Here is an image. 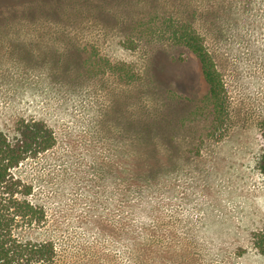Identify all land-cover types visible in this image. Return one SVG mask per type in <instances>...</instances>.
Instances as JSON below:
<instances>
[{
  "label": "rangeland",
  "instance_id": "1",
  "mask_svg": "<svg viewBox=\"0 0 264 264\" xmlns=\"http://www.w3.org/2000/svg\"><path fill=\"white\" fill-rule=\"evenodd\" d=\"M155 11L204 37L229 93L227 130L177 128L191 104L164 103L166 88L205 89L183 50L124 46ZM84 48L141 81L87 77ZM263 117L264 0H0V130L12 138L18 119H41L56 134L53 149L14 174L47 213L24 236L52 241L57 264H264L252 239L264 227ZM142 132L145 144L131 138ZM133 164L161 166L159 184L137 189Z\"/></svg>",
  "mask_w": 264,
  "mask_h": 264
},
{
  "label": "trees",
  "instance_id": "2",
  "mask_svg": "<svg viewBox=\"0 0 264 264\" xmlns=\"http://www.w3.org/2000/svg\"><path fill=\"white\" fill-rule=\"evenodd\" d=\"M54 11L59 13V9ZM149 13L154 14H150L147 21L140 17L134 22L130 34L124 40V46L127 49H134L133 45L138 40L149 44H166L183 50L187 57L196 62L205 86L204 91L197 96L180 90L176 87L178 83L166 88L164 103L172 106L191 104L179 118L177 128L206 123L211 135L218 134L217 131L221 129L227 130L230 121L229 93L223 74L214 55L207 48L204 37L197 32L190 20L185 21L172 16L159 17L156 11ZM82 50L81 73L89 78L114 76L135 84L143 77L129 65L116 64L102 57L95 48H91L90 51L86 48ZM181 55L184 56L180 54L178 58H174V62H184L185 58ZM259 128L263 146L258 165L264 175V117L259 122ZM140 134L136 136L132 134L131 138L133 140L138 138L141 142L143 139L142 144H145L149 137L144 136V132ZM141 136L142 138H139ZM174 138V135L170 137ZM56 141L53 128L41 119H18L12 138L0 130V264H57L58 252L52 241L33 240L24 236L29 230L43 227L47 221V213L42 206L29 199L33 193V186L14 174V170L26 160L53 149ZM170 142L171 140H169L171 145ZM132 147L138 145L133 143ZM131 151L135 152L134 155L131 154V159L136 161L138 151ZM169 157L173 160L175 155L171 152ZM160 170L161 166L144 168L139 164H133L128 168V174L137 189L143 185L155 188L159 184ZM140 176L144 180H140L138 178ZM252 239L255 248L264 257V227L254 232Z\"/></svg>",
  "mask_w": 264,
  "mask_h": 264
}]
</instances>
